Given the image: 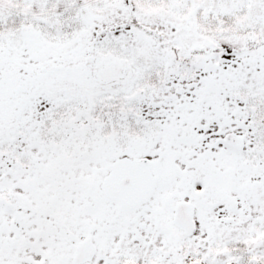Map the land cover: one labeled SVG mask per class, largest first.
Returning a JSON list of instances; mask_svg holds the SVG:
<instances>
[{"label": "snow or ice", "instance_id": "6c2138e0", "mask_svg": "<svg viewBox=\"0 0 264 264\" xmlns=\"http://www.w3.org/2000/svg\"><path fill=\"white\" fill-rule=\"evenodd\" d=\"M0 264H264V0H0Z\"/></svg>", "mask_w": 264, "mask_h": 264}]
</instances>
